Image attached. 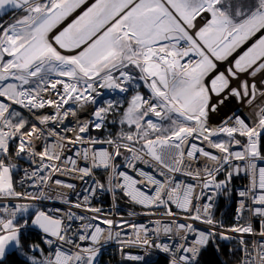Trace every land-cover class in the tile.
Returning <instances> with one entry per match:
<instances>
[{"label":"snow or ice","instance_id":"1","mask_svg":"<svg viewBox=\"0 0 264 264\" xmlns=\"http://www.w3.org/2000/svg\"><path fill=\"white\" fill-rule=\"evenodd\" d=\"M9 11L12 21L0 23V264H99L112 241L122 254L143 250L127 261L150 264L158 250L168 264H201L217 236L237 241L238 264H264V0H0V16ZM106 91L131 95L121 130L101 138L91 133L122 107ZM240 174L248 184L237 213L249 218L231 236L219 231L212 201ZM57 176L90 178L87 195L72 203L55 189L76 186ZM99 192L170 219L151 229L105 219L90 203Z\"/></svg>","mask_w":264,"mask_h":264},{"label":"built area","instance_id":"2","mask_svg":"<svg viewBox=\"0 0 264 264\" xmlns=\"http://www.w3.org/2000/svg\"><path fill=\"white\" fill-rule=\"evenodd\" d=\"M92 2H93V0H88L89 4H91ZM81 11H82V9H78L71 16H69L61 25H59L57 27V29H55L54 31H57V30H60V29H63L64 27H66L69 23H71L80 14ZM12 19H13V13H10L3 20H0V23L7 24V23L11 22ZM141 91H146V90L141 89ZM104 95H105V98H107V99L114 100V101H122L124 99H127L131 94L130 93L121 94L119 92H107L106 91L104 93ZM234 107L239 109V111L241 113H243L244 117H247L249 119L253 118L252 115L250 116V111L248 109H245L239 105H234ZM21 111H23V110H21ZM42 111L45 114H50L53 112V109L46 107ZM91 113H92V107L89 106L87 109H85L83 112L80 113V116L82 118L90 117ZM25 115H28V114L25 113ZM222 115H223V112L220 115L213 114L212 117L210 118V121H209L210 124L212 126L218 125L221 121ZM31 122L36 123L37 121L34 117H31ZM83 122H84V119H81L80 123H83ZM68 123H71V124L76 123L75 118L69 117ZM69 135H71V134H69ZM91 135L100 136L101 138H104V136H101L97 132H92ZM95 147L97 150H99L101 147L107 148L108 145H96ZM120 163L121 164L124 163L123 158L120 159ZM80 164H81V166H83V161H80ZM202 165H203V160H201V166ZM22 166L26 167L27 165L23 164ZM262 166H264V165H262ZM139 167L145 171H150L149 169H146L145 166L142 164L139 165ZM120 170L128 171V169H123V168H121ZM100 173H103V172L100 171L96 175V179H99L102 182H105V186L107 187V183H106L107 177L105 176L104 173L102 176H100L99 175ZM131 174L135 176V173H131ZM220 176H222V177H220ZM19 178H20V174H17L16 179L18 180ZM55 178L60 179V180L64 181L65 183H72L76 186L75 191H71V190L63 189V188L55 189V186H53L56 191L68 193V198L72 201V203L80 202L82 200V197L84 195H87V193L84 191L85 188H88L91 186V179L90 178H86L85 181H80L79 179H76L72 176H57ZM179 178L184 179V177H179ZM224 178H225L224 173H220L217 176L218 180H222ZM231 184H232V188H233V210H232V214H231V223H230V225L223 226V228L219 229V231H225V234H227V235L236 236L237 234L229 233L226 230L228 228L235 226L237 224L238 220L241 224H243L249 218V213L247 211H245L243 213L242 219L238 216V213H237V209L239 208V202L241 200V197L239 196V191L243 190L247 186L248 179L243 174H240L238 176H233ZM17 190H22V189H20L19 185H17ZM26 190L27 191H33L32 189H26ZM77 193L79 195H77ZM220 194L217 195L214 198V200L212 201V203H213V208H212L213 216H214V212H215ZM119 196L121 197V202L117 201V199H116L117 196L115 197V200H114L113 195L110 192H99L96 197L91 198L90 203L93 207H98V208L102 209L103 218L113 219L117 223H119L121 221H127L129 224H136L138 227L141 225H145L151 229L152 227H154V224L152 223V221L157 220V219L167 221L170 219L167 217H162L159 214H157L156 216L143 215L142 213L144 210L142 208H140L139 206L131 204L122 195H119ZM204 202H207V201H204ZM44 203H45L46 208H57L58 207V208L65 209V210L68 209V205H64V204L60 203L59 201H45ZM72 211L76 212L78 215H84V216H89V217L91 215H93V213L85 212V211H82L81 209H72ZM129 213H135V215H129ZM102 227H104L107 230V226H102ZM196 227L199 229H204L207 226L197 222ZM256 227L258 229L259 225L257 224ZM113 231H121V229L115 228V229H113ZM123 232L126 233L124 238H129V237H132L134 235V230L132 228L125 227L123 229ZM246 238L253 239L252 237H246ZM120 247L121 246L119 244H117L115 241L109 242L103 246V248L101 249V254L103 252L108 253L110 255V257L114 258V260L118 264H139V262H132V261L125 260L123 258V254L142 255L143 250L141 248L136 247V246H125L123 249V254H122L120 251ZM150 251H151L150 262L157 260L159 257H165L168 259L167 254H165V253L159 252L158 250H150ZM101 254H100V256H101ZM100 256H99V259H100Z\"/></svg>","mask_w":264,"mask_h":264},{"label":"trees","instance_id":"3","mask_svg":"<svg viewBox=\"0 0 264 264\" xmlns=\"http://www.w3.org/2000/svg\"><path fill=\"white\" fill-rule=\"evenodd\" d=\"M12 12H8L6 15H2L0 20H3L7 15ZM119 102L122 107L116 109L111 116H109V121H112L107 125V128L99 134L106 137L109 132L115 135L121 130L119 124L120 115L123 112V108L127 106V99H124ZM127 130V126H124ZM100 176L103 173L99 174ZM222 177V176H220ZM118 202H121V197L117 195L116 197ZM233 210V200L228 196L221 195L219 197L215 212L214 219L221 223L223 226L230 225L231 223V214ZM29 242H38V236L36 233H31L29 235ZM237 247V242L235 240H220L219 236L216 238V242L209 246L202 254L201 264H238V254L233 255V249ZM99 264H118L114 258H111L110 255L106 252H103L99 259ZM150 264H168V259L165 257H159L157 260L150 262Z\"/></svg>","mask_w":264,"mask_h":264},{"label":"rangeland","instance_id":"4","mask_svg":"<svg viewBox=\"0 0 264 264\" xmlns=\"http://www.w3.org/2000/svg\"><path fill=\"white\" fill-rule=\"evenodd\" d=\"M114 111H116V110H114ZM223 180V179H222ZM225 195L226 197H230L231 198V200H233V188H232V184L230 185V192L229 191H225V192H222L221 194H220V196L221 195Z\"/></svg>","mask_w":264,"mask_h":264},{"label":"bare ground","instance_id":"5","mask_svg":"<svg viewBox=\"0 0 264 264\" xmlns=\"http://www.w3.org/2000/svg\"><path fill=\"white\" fill-rule=\"evenodd\" d=\"M60 30H62V29H60ZM57 31H59V30H57ZM252 114H251V112H250V116H251Z\"/></svg>","mask_w":264,"mask_h":264},{"label":"crops","instance_id":"6","mask_svg":"<svg viewBox=\"0 0 264 264\" xmlns=\"http://www.w3.org/2000/svg\"><path fill=\"white\" fill-rule=\"evenodd\" d=\"M0 17H2V16H0Z\"/></svg>","mask_w":264,"mask_h":264}]
</instances>
